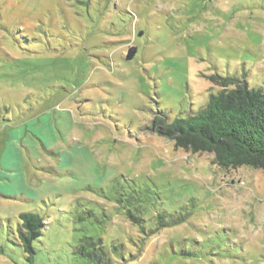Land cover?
Instances as JSON below:
<instances>
[{
    "label": "rangeland",
    "instance_id": "obj_1",
    "mask_svg": "<svg viewBox=\"0 0 264 264\" xmlns=\"http://www.w3.org/2000/svg\"><path fill=\"white\" fill-rule=\"evenodd\" d=\"M215 75L264 90V0H0V264H264V173L152 131Z\"/></svg>",
    "mask_w": 264,
    "mask_h": 264
},
{
    "label": "trees",
    "instance_id": "obj_2",
    "mask_svg": "<svg viewBox=\"0 0 264 264\" xmlns=\"http://www.w3.org/2000/svg\"><path fill=\"white\" fill-rule=\"evenodd\" d=\"M212 82L219 91L209 96L203 108L170 122L158 115L152 131L172 142L175 148L192 154H211L212 163L225 171L250 167L264 173V90L218 75L212 77ZM126 216L139 224L136 217L129 213ZM18 219V243L24 252L33 254V241L41 236L45 220L32 212L21 213ZM85 240L89 243L80 246V257L91 264L105 263L100 239Z\"/></svg>",
    "mask_w": 264,
    "mask_h": 264
}]
</instances>
